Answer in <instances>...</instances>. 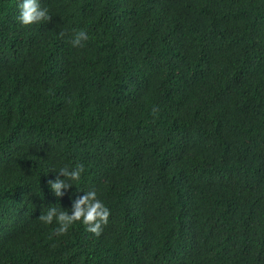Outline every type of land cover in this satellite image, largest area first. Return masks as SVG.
I'll use <instances>...</instances> for the list:
<instances>
[{
	"label": "trees",
	"instance_id": "16d2710c",
	"mask_svg": "<svg viewBox=\"0 0 264 264\" xmlns=\"http://www.w3.org/2000/svg\"><path fill=\"white\" fill-rule=\"evenodd\" d=\"M40 3L0 0V264H264V0ZM90 190L99 235L40 220Z\"/></svg>",
	"mask_w": 264,
	"mask_h": 264
},
{
	"label": "clouds",
	"instance_id": "9594fccd",
	"mask_svg": "<svg viewBox=\"0 0 264 264\" xmlns=\"http://www.w3.org/2000/svg\"><path fill=\"white\" fill-rule=\"evenodd\" d=\"M18 7L17 20L24 25L46 21L51 18L47 8L41 6L40 0H19ZM87 39L88 33L80 30L71 38V43L73 46H79L82 41ZM83 171L84 166L82 164L77 165L71 171L68 170V167H62L59 170L63 176L72 181H78ZM49 185L57 196L63 195L62 190L69 187L68 180L60 179L59 177L54 181H49ZM108 217L109 209L98 198L97 193L94 190H90L74 202L71 214L66 210H58L56 207H51L39 218L48 224L55 219L58 224L55 229L57 234L66 233L74 222L81 221L87 225L88 231L99 235L102 231V225L108 222Z\"/></svg>",
	"mask_w": 264,
	"mask_h": 264
}]
</instances>
